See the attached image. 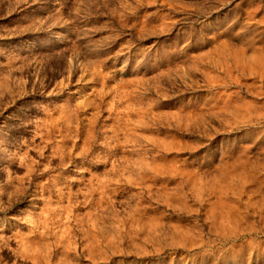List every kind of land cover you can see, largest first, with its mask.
I'll return each instance as SVG.
<instances>
[{"label": "rangeland", "instance_id": "374dc122", "mask_svg": "<svg viewBox=\"0 0 264 264\" xmlns=\"http://www.w3.org/2000/svg\"><path fill=\"white\" fill-rule=\"evenodd\" d=\"M0 264H264V0H0Z\"/></svg>", "mask_w": 264, "mask_h": 264}]
</instances>
